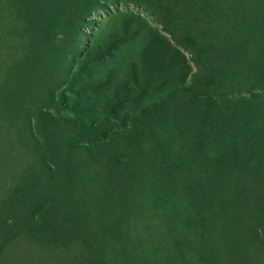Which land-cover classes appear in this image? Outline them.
Listing matches in <instances>:
<instances>
[{"label":"trees","instance_id":"16d2710c","mask_svg":"<svg viewBox=\"0 0 264 264\" xmlns=\"http://www.w3.org/2000/svg\"><path fill=\"white\" fill-rule=\"evenodd\" d=\"M0 264H264V0H0Z\"/></svg>","mask_w":264,"mask_h":264},{"label":"rangeland","instance_id":"374dc122","mask_svg":"<svg viewBox=\"0 0 264 264\" xmlns=\"http://www.w3.org/2000/svg\"><path fill=\"white\" fill-rule=\"evenodd\" d=\"M110 10L112 11L111 16H108L103 10L99 11L98 14L91 15V24L82 27V42H86L88 39L94 43L103 42L109 36H111L117 30V28H119L123 21H126L124 18H127V20L130 22V27L132 30H137L138 34L136 36L135 44L131 43L126 48L125 56L128 60L136 59L140 55L141 45L144 42L142 34H144L146 29L143 21L146 22V24L148 23V27H154L159 31L161 30L160 26L152 19L146 10L135 5L128 4L126 6H120L117 8V10L111 6ZM186 55L189 64H191L189 55Z\"/></svg>","mask_w":264,"mask_h":264}]
</instances>
